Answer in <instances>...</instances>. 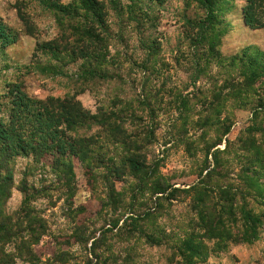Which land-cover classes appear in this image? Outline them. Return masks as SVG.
<instances>
[{
  "label": "rangeland",
  "instance_id": "rangeland-1",
  "mask_svg": "<svg viewBox=\"0 0 264 264\" xmlns=\"http://www.w3.org/2000/svg\"><path fill=\"white\" fill-rule=\"evenodd\" d=\"M97 1L107 50L88 62L56 51L92 22L59 13L76 0H0V118L8 121L21 104L69 95L90 116L111 121L71 132L88 140L86 157L71 152L64 159L74 174L72 197L45 160L6 157L14 186L1 210L17 211L24 180L52 189L32 202L47 222L32 249L40 264H264V217L249 244L228 239L226 221L218 227L222 239L201 240L183 194L176 201L154 194L156 185L183 190L198 182L204 146L220 137L218 121L230 123L220 150L244 129L264 133V0ZM207 17L201 47L210 63L199 66L193 84V44ZM100 68L102 78L83 74ZM233 158L225 157L228 179L239 185L241 165ZM257 167L264 187V167ZM249 204L264 212V205Z\"/></svg>",
  "mask_w": 264,
  "mask_h": 264
},
{
  "label": "trees",
  "instance_id": "trees-1",
  "mask_svg": "<svg viewBox=\"0 0 264 264\" xmlns=\"http://www.w3.org/2000/svg\"><path fill=\"white\" fill-rule=\"evenodd\" d=\"M58 11L59 13L66 12V14L71 12L72 16L85 14L84 16L91 19L92 22L87 23L90 24L89 27L81 28V33L74 30L78 36L72 37L73 41L70 45L64 48L57 47V54L67 50L71 54V58L74 59L80 54L88 62L91 58L98 59L100 54L103 55L102 52H105L107 47L103 35L105 31L102 34L103 8L100 2L97 0H76L74 4ZM211 20V17H207V24L200 29L193 44L195 55L193 58L195 66L193 84L196 82V76L200 75L199 66L210 63L208 55L206 56L202 51L201 46ZM51 55L54 56V52H51ZM230 61L234 63V59ZM88 62L85 63L86 67L89 66ZM99 65L101 67V64H97V67ZM231 66L232 64L229 65V67ZM100 71L101 68L96 71L87 69L83 74L93 80L103 77L100 75ZM218 91L223 92L224 87H219ZM245 99L246 97L241 101ZM19 107L22 109H15V111L12 109L13 112L8 121L0 118V264H17V261L22 264H40L32 249L37 247L46 235L47 222L43 214L36 212L32 207V202L43 195L50 197L49 193L52 189H35L31 185H27L24 180L18 187L19 192L23 195L20 207L13 214H6L1 210V206L10 198L14 184L11 170L5 168V159L21 153L24 156H32L37 165L45 160L50 164L51 170L58 174V179L65 180H63L62 186L70 192V197H72L74 174L70 170L69 162L71 161L67 164L64 159L71 152L75 153L79 159L86 157L84 153L88 152V140L72 139L71 132L82 129L89 123L97 127L108 126V122L111 121L104 118L103 114L101 118L90 116L89 112L84 110L76 100V96L47 97L42 101L32 102L26 107L24 104ZM111 120L114 122L115 117H112ZM218 124L219 129H222L220 137L213 143L204 146L206 165L202 172L197 174L198 182L183 190L173 188V185H168L164 189L156 185L154 194H160L161 196L158 198H164L166 201H176V194H183L185 200H188V207L194 220L199 225L197 228L204 231L201 240L222 239L218 227L226 221L231 227V233L227 238L235 241L234 243L239 241L249 244L255 240L259 228L263 225L264 212L260 213L249 203L264 205V187L261 186V176H258L260 169L257 167H264V164H260L264 162L263 144L258 143V141L263 142L264 133L244 129L243 137H239L234 142L226 140L224 149L220 150L218 147L222 144V137L228 134L230 123L225 120V123L218 121ZM91 125H87V128ZM257 135H259V139H256ZM230 154L241 165L235 176L239 185H235L234 180L228 179L230 161L225 160V157H230ZM183 246L193 254L192 258L197 259L191 239L184 240Z\"/></svg>",
  "mask_w": 264,
  "mask_h": 264
}]
</instances>
